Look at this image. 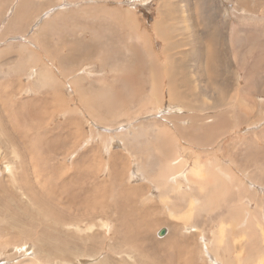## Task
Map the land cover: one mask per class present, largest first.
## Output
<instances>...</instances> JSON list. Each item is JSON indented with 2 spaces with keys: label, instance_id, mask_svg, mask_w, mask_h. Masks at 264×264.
<instances>
[{
  "label": "rangeland",
  "instance_id": "rangeland-1",
  "mask_svg": "<svg viewBox=\"0 0 264 264\" xmlns=\"http://www.w3.org/2000/svg\"><path fill=\"white\" fill-rule=\"evenodd\" d=\"M0 246V264H264V0H0Z\"/></svg>",
  "mask_w": 264,
  "mask_h": 264
},
{
  "label": "bare ground",
  "instance_id": "bare-ground-1",
  "mask_svg": "<svg viewBox=\"0 0 264 264\" xmlns=\"http://www.w3.org/2000/svg\"><path fill=\"white\" fill-rule=\"evenodd\" d=\"M211 6V5H210ZM200 11V10H199ZM251 14V13H250ZM40 18V17H39ZM46 18V17H45ZM191 18V17H190ZM36 20H37V18H36ZM40 20V19H39ZM42 20V19H41ZM48 20V19H47ZM47 20H46V22H47ZM35 22V21H34ZM49 22V21H48ZM183 22H190V19L188 18V16H184L183 15ZM199 22V21H198ZM204 22V21H203ZM35 24V23H34ZM191 24V23H190ZM47 25H49V23L47 24ZM206 25V24H205ZM208 25V24H207ZM46 27H48V26H46ZM188 27H189V25H188ZM190 28V27H189ZM51 30V29H50ZM190 30H191V28H190ZM188 32H189V29H188ZM160 34V33H159ZM19 35V34H18ZM208 35V34H207ZM3 37V36H2ZM26 38V37H25ZM213 38V37H212ZM172 39H174V38H172ZM27 42V41H26ZM214 43V42H213ZM35 44V43H34ZM218 45V44H217ZM35 46V45H34ZM32 47V46H31ZM37 48V47H36ZM145 48V47H144ZM28 49V48H27ZM150 50V49H149ZM208 51V50H207ZM216 51V50H215ZM209 52V51H208ZM211 52V51H210ZM4 53V52H3ZM31 53H32V51H31ZM210 55V58L212 59V62L214 61V57L215 56H217V55H219L220 54V52L218 51V53H217V51H216V55L215 54H212V53H209ZM183 55V54H182ZM149 56V55H148ZM49 57V56H48ZM209 58V59H210ZM169 59V58H168ZM217 59H219V58H217ZM32 60V59H31ZM41 60V59H40ZM217 62V61H216ZM51 63H53V62H51ZM220 63V62H219ZM211 65V68H215V67H217V66H215V63L214 64H210ZM19 66V65H18ZM84 65H80L79 66V68L80 69H77L76 71H75V75H73V76H77V74L79 75V74H82V80H85V79H87L88 77H86V76H84L85 74H88L89 75V73L88 72H86V67H84ZM89 68V67H88ZM177 70V69H176ZM220 70H221V68H220ZM9 72V71H8ZM36 72V71H35ZM51 72V71H50ZM50 72L48 71V69H44V70H42V71H40V75H42V76H44L42 79H43V81H45V79H51V77H52V75H50ZM132 72V71H131ZM216 72L217 73H219V70L216 68ZM5 73V72H4ZM37 73V72H36ZM35 73V74H36ZM9 74V73H8ZM34 74V75H35ZM39 74V73H38ZM52 74V73H51ZM91 74V73H90ZM132 73H130V75H131ZM169 74V73H168ZM1 75H3V73L1 72ZM37 75V74H36ZM90 76V75H89ZM92 76V75H91ZM32 77H33V74H32ZM54 77V76H53ZM131 77L132 78H135V77H137V75L134 73V74H132L131 75ZM170 77V76H169ZM172 77V76H171ZM170 77V78H171ZM216 77H219V75H216ZM36 78V77H35ZM75 77H73V79H74ZM41 79V78H40ZM53 79V78H52ZM129 81L131 80V78H127ZM123 80V79H122ZM121 80V81H122ZM81 82V79L78 81V80H75L74 82H73V85H77L78 83H80ZM137 81H132L131 83H136ZM40 83H42V82H40ZM131 85V84H130ZM137 85V84H136ZM261 85V84H260ZM125 87H129V86H125ZM125 87H122V89L123 88H125ZM47 88V87H46ZM77 88V87H76ZM159 88V87H158ZM78 89L80 90L81 89V86H79L78 87ZM130 89V88H129ZM137 89V88H136ZM258 89V88H257ZM128 91V90H127ZM153 91V90H152ZM121 94V93H120ZM133 94H135V92L133 93ZM136 94H138L137 92H136ZM106 95V94H105ZM108 97V96H107ZM111 97V96H110ZM115 97V96H114ZM120 97V96H119ZM153 97V96H152ZM156 96H154V98H155ZM103 99V98H102ZM107 99L108 98H106L105 99V103L107 102ZM109 100V99H108ZM117 100V99H116ZM118 100H122V98L121 99H118ZM157 100V99H156ZM155 100V101H156ZM204 100V99H203ZM115 101V100H114ZM113 101V102H114ZM158 101V100H157ZM109 102H112V100H109ZM108 102V103H109ZM117 102V101H116ZM115 102V103H116ZM119 102V101H118ZM108 103H106L107 104V106H108ZM114 103V104H115ZM120 103H123V101H121ZM120 103H119V106L118 107H120ZM127 103V102H126ZM150 103V102H149ZM178 103V102H177ZM204 103L206 104V101L204 100ZM109 104H111V103H109ZM113 104V105H114ZM124 104V103H123ZM146 104V103H145ZM147 105V104H146ZM159 105V104H158ZM179 105V104H178ZM188 105H190V104H187V107H189ZM107 106H106V108H107ZM193 106V105H192ZM115 107V106H114ZM149 107V106H148ZM99 108H103L104 109V107H99ZM138 108H140V107H138ZM103 109L99 112V113H101L102 111H103ZM123 108H121V110H122ZM253 109V108H252ZM115 110V109H114ZM120 110V108L118 109V111ZM121 110H120V112H118V113H123V110H122V112H121ZM249 111H252V110H249ZM45 112V111H44ZM111 112V111H110ZM115 112V111H114ZM126 112V111H125ZM141 112V111H140ZM247 112H248V110H246L245 112H244V115L245 116H248V114H250V112H248V114H247ZM117 113V114H118ZM131 113V112H130ZM142 113V112H141ZM252 113V112H251ZM106 115V114H105ZM111 115V114H110ZM113 115H114V113H113ZM112 115V116H113ZM116 115V114H115ZM122 115H125L124 113L122 114ZM157 115V114H156ZM98 116H100V114H98ZM120 116V115H119ZM126 116H127V114H126ZM158 116V115H157ZM120 117H122V116H120ZM125 117V116H124ZM119 118V117H118ZM51 119V118H50ZM102 119V118H101ZM167 119V118H166ZM47 122V121H46ZM153 125V124H152ZM155 126V125H154ZM153 127V126H152ZM158 129V128H157ZM96 130H97V128H96ZM141 130V129H140ZM143 131V130H142ZM136 137H137V135H136ZM90 140H91V138H90ZM75 146V145H74ZM160 156H161V154H160ZM158 159V158H157ZM156 159V160H157ZM166 160V159H165ZM167 161V160H166ZM180 161V160H179ZM150 162V161H149ZM168 162V161H167ZM153 163H154V161H153ZM164 163V162H163ZM144 164V163H143ZM162 166V165H161ZM170 167H172V166H170ZM174 167V166H173ZM172 167V169H174ZM181 168V169H183L184 168V166H178L176 169H178V168ZM167 169V168H166ZM171 169V170H172ZM162 170V169H161ZM164 170V169H163ZM168 171H169V169H167ZM170 170V171H171ZM175 171H177V170H175ZM174 171V172H175ZM172 173L171 174V176L170 177H168L167 178V180H169V178H171V180H174L175 178H176V175H178V174H180V173H182V170L180 171V172H177V173ZM186 172V171H185ZM185 172H183L184 174H185ZM162 174V178L164 177V172L163 173H161ZM167 174V173H166ZM184 174H182V176H185ZM159 185H161V184H159ZM163 185V184H162ZM218 189L222 192V198H224V196L226 197V198H224V200H225V202H229L230 201V199H229V192L227 191V189L226 188H224V187H222L221 185H217V190L216 191H218ZM24 191V190H23ZM216 191H215V196L217 197V193H216ZM238 192V191H237ZM239 194H240V192H238ZM234 194V193H233ZM242 197V196H241ZM242 200V199H241ZM243 201V200H242ZM216 204V203H215ZM215 204H213V205H211V209H213V207H216V205ZM218 206V205H217ZM217 208V207H216ZM261 208V207H260ZM215 209V208H214ZM213 209V210H214ZM213 210L211 211V212H213ZM237 214V213H236ZM245 219H247V218H245ZM263 226V225H262ZM230 235V234H229ZM163 237V236H162ZM8 239V238H7ZM215 241V240H214ZM214 241H213V243H214ZM4 244H6V243H4ZM2 245V244H1ZM1 247V246H0ZM258 248V247H257ZM252 249V248H251ZM229 251V250H228ZM231 251H233V250H231ZM241 257V256H240ZM240 259V258H239ZM242 260V259H241ZM212 262V261H211ZM250 262H251V260H250ZM32 263V262H31ZM3 264V263H2ZM248 264V263H247ZM250 264H252V263H250Z\"/></svg>",
  "mask_w": 264,
  "mask_h": 264
},
{
  "label": "crops",
  "instance_id": "crops-1",
  "mask_svg": "<svg viewBox=\"0 0 264 264\" xmlns=\"http://www.w3.org/2000/svg\"><path fill=\"white\" fill-rule=\"evenodd\" d=\"M5 17V15H4ZM4 19V18H3ZM88 35L84 34L83 32H80L78 30H75L74 27L70 30V34L67 35L66 37H64V41L66 42V44L69 45H79V49H72V53H80V48L83 50L80 54L82 56H84V53H85V43L88 42ZM11 46H9L10 48ZM88 47V46H86ZM70 52V51H69ZM82 64L81 61H78L77 62V66L79 67L80 65Z\"/></svg>",
  "mask_w": 264,
  "mask_h": 264
},
{
  "label": "water",
  "instance_id": "water-1",
  "mask_svg": "<svg viewBox=\"0 0 264 264\" xmlns=\"http://www.w3.org/2000/svg\"><path fill=\"white\" fill-rule=\"evenodd\" d=\"M166 234V230L165 229H162V230H160L159 232H158V236L159 237H162V236H164Z\"/></svg>",
  "mask_w": 264,
  "mask_h": 264
}]
</instances>
